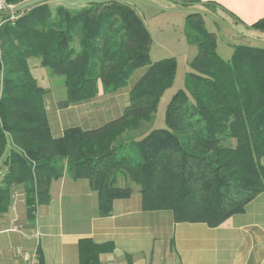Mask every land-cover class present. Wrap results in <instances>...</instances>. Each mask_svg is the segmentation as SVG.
Returning <instances> with one entry per match:
<instances>
[{
    "label": "trees",
    "instance_id": "trees-1",
    "mask_svg": "<svg viewBox=\"0 0 264 264\" xmlns=\"http://www.w3.org/2000/svg\"><path fill=\"white\" fill-rule=\"evenodd\" d=\"M18 3L20 0H14ZM199 18V14L193 15ZM202 26V25H201ZM264 33V18L253 25ZM166 111V127L140 131L172 87L176 61L151 60V36L130 6L109 0L80 9L35 7L0 27V214L22 186L31 219L50 203L53 181L87 179L99 214L139 187L145 210H169L177 223L219 227L264 193V49L236 46L230 60L207 33ZM61 77L60 108L130 88L122 115L100 127L51 133L45 96L30 59ZM127 133L139 139L121 141ZM123 177V179H121ZM124 183V186L122 184ZM80 264H100L113 243L79 242ZM42 260L40 259V264Z\"/></svg>",
    "mask_w": 264,
    "mask_h": 264
},
{
    "label": "crops",
    "instance_id": "crops-1",
    "mask_svg": "<svg viewBox=\"0 0 264 264\" xmlns=\"http://www.w3.org/2000/svg\"><path fill=\"white\" fill-rule=\"evenodd\" d=\"M106 1L20 0L17 6L29 12L42 5L55 10L76 2L85 7ZM162 1L171 8H209L223 13L246 33L264 34L252 28L264 18V0ZM2 19L0 14V27ZM108 95L114 96L104 94L100 86L95 99L63 109L47 91L45 111L52 135L60 138L68 129H94L113 120L114 104L111 108L97 104ZM49 191L50 203L38 207L31 219L23 187L14 188L11 207L0 214V264H29L34 256L37 264L40 259L41 264H80L79 242L84 239L114 244L113 252L101 255L100 264H264V193L244 213L212 228L203 223H177L169 210H145L138 186L128 199L115 200L106 217L100 216L98 193L87 179L74 180L65 173L52 182Z\"/></svg>",
    "mask_w": 264,
    "mask_h": 264
},
{
    "label": "rangeland",
    "instance_id": "rangeland-1",
    "mask_svg": "<svg viewBox=\"0 0 264 264\" xmlns=\"http://www.w3.org/2000/svg\"><path fill=\"white\" fill-rule=\"evenodd\" d=\"M115 1L130 5L143 16L144 24L151 36L150 57L152 62L164 59H174L176 61V76L174 83L172 87L163 92L153 119H151L150 122L143 123V127L140 131L144 133L150 130L152 131V129H162L166 127V111L168 105L178 91L185 89L186 75L193 71L191 62L198 53L197 43L203 39L207 33H214L216 35L218 45L216 51L224 60L232 58L236 46L244 45L264 49V34L262 36H254L250 33H246L243 29L237 28L236 25L233 24V21L223 13L214 12L209 8H171L162 0ZM67 7L74 10L82 8L81 3L78 2L70 4ZM195 14H199L202 17V24H200L199 18L193 16ZM29 66L33 76L38 80L39 85L51 93L52 97L57 102H62L67 99V90L65 84H63V78L53 76L49 69L43 68L40 65L39 59H31ZM143 73L144 69L138 70L130 78L127 88L121 89L118 94H113V97L108 95L107 97L99 99L97 104L104 108H111L114 104V119L118 118L119 115H122L124 107L129 104L128 89L140 79ZM42 75L44 79L41 78ZM139 135L138 133H127L122 136L121 141L129 142L136 137L139 139L141 137ZM121 179H123V177ZM122 186H124V183Z\"/></svg>",
    "mask_w": 264,
    "mask_h": 264
},
{
    "label": "built area",
    "instance_id": "built-area-1",
    "mask_svg": "<svg viewBox=\"0 0 264 264\" xmlns=\"http://www.w3.org/2000/svg\"><path fill=\"white\" fill-rule=\"evenodd\" d=\"M26 11L20 9L14 0H0V14L3 16L4 22H15L21 16H23ZM38 259L36 256L29 260V264H37Z\"/></svg>",
    "mask_w": 264,
    "mask_h": 264
}]
</instances>
